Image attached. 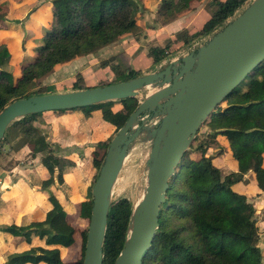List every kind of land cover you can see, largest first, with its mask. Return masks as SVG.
Returning a JSON list of instances; mask_svg holds the SVG:
<instances>
[{"label":"trees","instance_id":"1","mask_svg":"<svg viewBox=\"0 0 264 264\" xmlns=\"http://www.w3.org/2000/svg\"><path fill=\"white\" fill-rule=\"evenodd\" d=\"M140 1L141 3L138 0H47L51 6L46 17L47 25L42 27L41 36L32 47L33 54L19 66L20 76L15 81L1 70V67L9 63L11 54L6 43L0 44V112L15 100L38 95L28 93L27 88L50 75L57 65L96 53L127 35H140L138 17L144 10L141 9L144 2ZM158 1L153 22L163 24L192 11L202 0ZM248 1L211 0L216 10L205 19L201 29L194 32L184 29L175 36L186 45L208 40ZM34 11L35 7H32L27 12V19ZM2 20L0 17V22ZM167 51L168 47L151 46L148 55L158 65L169 56ZM107 63L108 61H102L100 66ZM117 71L116 81L100 80L98 86L142 76L132 69ZM83 89L86 87L82 78L77 75L72 91ZM46 91L44 94L53 93L52 87H48ZM114 102L122 105L121 110L116 113L111 111ZM138 105L137 98H126L77 108L86 115L99 110L103 119L115 127L114 133L99 141L91 153L95 174L88 200L81 203L79 211V217L85 219L87 225L91 215V190L107 148ZM40 114L13 121L1 141L5 139L11 125H19L17 123L27 122L28 119L32 123ZM206 122L210 131L207 138L200 139L196 134L176 166L175 174L168 181L166 199L160 208L159 226L150 248L142 258V264H263V253L258 247L259 235L253 220L255 208L235 186L243 182L244 175L250 173L258 188L264 191V64L257 66L229 93L203 124ZM218 135L225 137L226 148L217 141ZM21 141L22 145L29 148L31 158L37 154L42 155L41 164L50 176L42 182L41 188L46 189L52 184L55 169L58 171L56 180L61 184L64 167L72 166L74 162L55 155L42 131L31 125L24 132ZM221 155L236 160L237 171L222 175L213 163V157ZM49 201L53 206L58 203L53 195L49 196ZM131 213L132 206L127 200L111 204L103 242L102 264H115L128 237ZM173 216L179 222L177 226L169 225V219ZM187 231L188 236L184 237L182 234ZM0 232L14 238L22 237L26 243L39 238L45 239L47 246L70 247L74 244L75 229L61 222L59 217L47 214L44 220L33 221L26 226L1 225ZM79 234L80 257L67 264H83L87 228L79 230ZM39 262L62 264L59 250L38 247L36 254L13 253L3 264Z\"/></svg>","mask_w":264,"mask_h":264},{"label":"water","instance_id":"2","mask_svg":"<svg viewBox=\"0 0 264 264\" xmlns=\"http://www.w3.org/2000/svg\"><path fill=\"white\" fill-rule=\"evenodd\" d=\"M264 62V0H254L208 41L157 72L117 82L64 93L18 99L0 112V142L16 120L47 111L71 110L107 101L136 98L138 90L154 85L156 90L140 102L112 138L92 187V206L87 227L83 264L103 263V242L111 206V189L125 157L127 145L139 132L150 112L160 114L151 131L149 181L134 227L115 264H142L158 229L161 205L168 181L199 128L245 78ZM156 109V111H155ZM103 205V210H101Z\"/></svg>","mask_w":264,"mask_h":264},{"label":"crops","instance_id":"3","mask_svg":"<svg viewBox=\"0 0 264 264\" xmlns=\"http://www.w3.org/2000/svg\"><path fill=\"white\" fill-rule=\"evenodd\" d=\"M12 1L18 9H23V12L35 7V11L21 24L13 20L9 22V25L3 20L0 22V44L6 43L11 54L9 63L1 67V70L8 73L15 81L20 76L21 67L19 66L33 54L32 47L40 38L42 27L47 25L46 17L51 6L46 2L47 0H8V2ZM154 2L152 8L148 10L150 17L145 15L144 19L138 20L141 28L140 35H127L96 53L59 64L49 75L50 79L56 80L58 77L57 80H60L62 76V82L60 81L62 84L59 83L67 90L72 88L77 75L82 78L86 88H92L98 86L100 80H114L118 73L117 69L121 71L132 69L142 75L157 72L164 68V62L175 53L188 54L193 44H184L176 38L175 34L184 29L188 32L200 30L205 19L216 10L211 0H202L192 11L169 23H154L157 10H153V7L156 6L155 9H157L159 3L158 0ZM6 16L4 14V17ZM151 46L168 47L169 56L158 65L154 64L148 55V49ZM102 61H108V63L102 67L100 66ZM57 85L59 86L58 83ZM121 108L120 103L114 102L111 111L116 113ZM32 124L42 131L55 155L70 159L74 165L64 167L61 184L56 180L58 171L55 169L52 184L42 189V182L50 175L41 164V154L31 158L29 148L20 144L17 149H14L16 155L20 154L19 163L7 165L8 163H2L0 159V226L1 224L6 226L12 220H16L15 223L20 226H26L33 221H42L47 214H52L54 217H59L61 222L74 227V244L70 247L47 246L45 239L33 238L30 243H26L22 237L14 238L2 232L0 235H3L4 243L14 239L19 240L20 251L14 253L36 254L38 247L57 248L62 264H67L71 260L66 258L65 253L76 249V244L79 239L81 240L79 230L88 226L87 221L79 217V211L81 203L88 200L89 188L95 174L91 153L99 141L105 140L114 133L115 127L103 119L101 111L95 110L86 115L80 109L65 113L43 112L34 118ZM216 139L222 147H227L224 136L218 135ZM23 159L26 160L23 161ZM213 163L221 172L226 171L225 175L238 169L237 161L225 155L215 158ZM235 189L245 194L254 208L259 206V212L264 209L262 208L264 207V191L258 188L257 183L250 177V173L244 175L243 182L236 185ZM50 195L58 201L56 206L50 203ZM261 221L259 226L256 223V227L259 230L258 247L263 251L264 263V219ZM1 251L2 248H0V256ZM7 259L6 257L5 260H0V264L5 263Z\"/></svg>","mask_w":264,"mask_h":264},{"label":"rangeland","instance_id":"4","mask_svg":"<svg viewBox=\"0 0 264 264\" xmlns=\"http://www.w3.org/2000/svg\"><path fill=\"white\" fill-rule=\"evenodd\" d=\"M14 1H17V0H14ZM150 1H153V2H150ZM253 1L254 0H249L240 10H238L235 13V15L232 18L229 19V21H232L236 16L241 14V12L244 11ZM138 2L141 3L140 0H138ZM154 3H155L154 0H144V3L141 4L142 5L141 9H144L145 11L143 10L139 14L138 20L144 19L145 15L147 17H150V15L148 14L149 13L148 10L150 7L152 8V4ZM155 8L156 6L153 7V10H157ZM26 12H29V11L23 12V9H18V7H16V4L13 1L8 2V0H0V17L3 18V21H5L7 25H9V22L11 20L16 21L17 23L21 24L24 20L27 19V16L29 15ZM3 13L6 14L8 17L7 16H6L7 18L4 17ZM207 41L208 40L205 39V40H201V41H197L196 43H193L191 45V48H189L190 49L189 52L192 49L196 50L201 45L205 44ZM182 53L183 52L181 53L179 52L178 54L175 53L174 55L170 56L169 59H167V63L169 62V60H172L174 58H180L182 57L183 54H186V52L183 54ZM167 63H165V65ZM262 64H264V62ZM57 79L58 77L56 78V80L50 79L48 75L38 80L37 82L31 84L27 88V92L31 94L38 93V95H43L44 93L47 92L46 89L48 87H52L53 93H64V92L72 91V88L67 89V90L62 88V85H60V83L62 82L61 81L62 76H60L59 78L60 80H57ZM116 80L117 79L115 78L112 81H116ZM57 83L59 84V86L57 85ZM155 90L156 88L154 85H149L147 87H144L138 90L137 96H136L138 100V104L140 102H143L145 98L151 93H153ZM153 114L154 113L152 112L148 114V117L145 119L144 124H141L140 122H138L137 125L134 126L133 131H132L133 133H135L136 129H138L139 127H141V129L136 134V136L127 145H125V157H124L125 160L123 161L122 165L119 168V171L117 174L118 179L116 178L117 181H115L116 183H114L113 188H112L111 201H110L111 204L117 203L120 200H127L131 204L132 209H133L135 202L138 199L143 198L146 186L149 181L148 173H149V168H150L151 149L153 145V137H152L151 131L155 129L156 127H158L159 122H160V114H157V116ZM20 122L17 123L19 125H16V123L11 125L7 131L5 139L0 142V159H2V163H5V164L8 163L7 165L20 162V154L16 155L15 154L16 150L14 149H17V147H19L20 144L22 143L21 141L22 136L24 135V132L29 128V126L31 125L34 127L30 119H28L27 122L21 123L23 125H21ZM207 124L208 123L206 122L205 124H202L201 127L199 128L198 133H197L198 138L200 139L207 138V135L210 132L208 131L209 127ZM23 128L25 131L23 130ZM210 153L211 151H209V154ZM15 158H19V159L16 160ZM213 158L215 159L217 157L214 156ZM25 160L23 159V161ZM263 165H264V159H263ZM224 172H221L222 175L223 174L225 175ZM125 178H127L128 180L127 179L125 180ZM256 206H257V203H256ZM259 209H260L259 206L255 207V213L253 216L255 225L257 223L258 226L261 224L262 222L261 220L264 219V209H262L261 212H259ZM258 212L259 214H257ZM169 220H170L169 222L170 226H177L179 224V222L175 220L174 216L171 217ZM15 222L17 221L12 220L6 226H9V225L20 226L19 224ZM257 231L259 235V230L257 229ZM188 232L189 231L183 233L182 235L186 237L188 236L187 235ZM3 239H4L3 235H0V248H2L1 256H0L1 261L5 260L6 257L8 258L15 251H20V242L18 239L11 240L12 242L10 241L9 243H4ZM80 247H81V240L79 239V242L76 244V249L72 251H67L65 253L66 258H69V260L71 261H76L77 259H79L80 253H81ZM262 262H263V258H262ZM147 264H152V263L147 262Z\"/></svg>","mask_w":264,"mask_h":264},{"label":"bare ground","instance_id":"5","mask_svg":"<svg viewBox=\"0 0 264 264\" xmlns=\"http://www.w3.org/2000/svg\"><path fill=\"white\" fill-rule=\"evenodd\" d=\"M125 160V158L121 159V161L119 163H123V161ZM129 172V171H128ZM125 174V173H124ZM117 178V177H116ZM115 178V180L113 181V184H112V188H113V185L114 183H116L115 181H117ZM120 178V177H119ZM118 179V178H117ZM127 178H125L126 180ZM128 180V179H127ZM123 181V180H122ZM119 184V182H118ZM126 186V185H125ZM111 194H112V189H111ZM110 194V195H111ZM141 201L142 199H138L136 202H135V205L132 209V220H131V225H130V230L134 227V224H135V219L137 218V215H138V212H139V208H140V205H141ZM101 210H103V205H101Z\"/></svg>","mask_w":264,"mask_h":264},{"label":"built area","instance_id":"6","mask_svg":"<svg viewBox=\"0 0 264 264\" xmlns=\"http://www.w3.org/2000/svg\"><path fill=\"white\" fill-rule=\"evenodd\" d=\"M194 49H192L191 51H193ZM190 51V52H191ZM181 58V57H180ZM169 59V58H168ZM179 58H174V59H172V60H169V62L167 63V62H165V63H167L166 65H165V63H164V67H166L170 62H172V61H174V60H178ZM167 61V60H166ZM163 65V64H162Z\"/></svg>","mask_w":264,"mask_h":264}]
</instances>
